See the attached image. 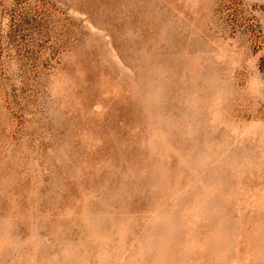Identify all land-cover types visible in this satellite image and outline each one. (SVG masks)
I'll return each mask as SVG.
<instances>
[{"label":"rangeland","instance_id":"1","mask_svg":"<svg viewBox=\"0 0 264 264\" xmlns=\"http://www.w3.org/2000/svg\"><path fill=\"white\" fill-rule=\"evenodd\" d=\"M0 264H264V0H0Z\"/></svg>","mask_w":264,"mask_h":264}]
</instances>
